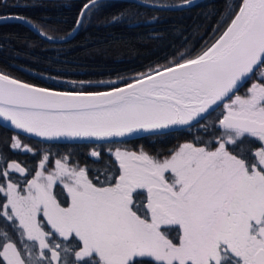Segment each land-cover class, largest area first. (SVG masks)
<instances>
[{"label":"snow or ice","instance_id":"obj_1","mask_svg":"<svg viewBox=\"0 0 264 264\" xmlns=\"http://www.w3.org/2000/svg\"><path fill=\"white\" fill-rule=\"evenodd\" d=\"M145 3L179 10L192 0ZM97 7L87 0L76 26ZM121 83L57 91L0 73V119L38 137L158 135L194 125L209 137L163 157L108 149L113 160L96 183L67 155L47 170L45 153L23 180L12 172L28 169L8 162L0 168V264H264V0H240L218 38L194 57L182 53Z\"/></svg>","mask_w":264,"mask_h":264},{"label":"trees","instance_id":"obj_2","mask_svg":"<svg viewBox=\"0 0 264 264\" xmlns=\"http://www.w3.org/2000/svg\"><path fill=\"white\" fill-rule=\"evenodd\" d=\"M86 2L0 0V16H23L46 36L61 38L72 31ZM239 2L201 0L179 10H161L129 0H101L90 19H86L76 33L63 42L45 40L21 22L6 19L0 21V72L37 86L63 91L108 89L112 81L119 86L122 79L131 81L138 73L179 60L182 53L190 57L197 55L221 34ZM113 16L119 17V22H113ZM153 17L157 19L153 20ZM82 81L85 82L83 85ZM243 91L241 88L240 93ZM220 111L217 109L212 116L201 120V125L214 120ZM13 136L17 137L21 148H11L10 138ZM196 137L205 141L209 139L203 129L194 125L191 129L182 128L120 142L47 143L0 125V155L4 157L0 159V168L14 160L28 172L22 175L13 171V179H29L45 153L50 156L48 165L67 155L70 164L87 167L94 183L103 182L104 162L112 160L105 151L107 147L143 148L150 155L163 157L180 143L193 141ZM250 143L253 150L259 147L255 140ZM24 145L32 151H25ZM93 149L100 151L99 160L90 156ZM112 174H116L115 166ZM55 191L61 192L62 187L57 185Z\"/></svg>","mask_w":264,"mask_h":264},{"label":"water","instance_id":"obj_3","mask_svg":"<svg viewBox=\"0 0 264 264\" xmlns=\"http://www.w3.org/2000/svg\"><path fill=\"white\" fill-rule=\"evenodd\" d=\"M98 1H101V0H98ZM129 1L141 4V5H144V6L152 7L150 3H145V1H142V0H129ZM199 1H201V0H192V4L197 3ZM186 7H188V6H186ZM186 7H184V8H186ZM170 10H176V9H170ZM12 17H16V16L15 15L0 16V21L6 20V19L17 20V21L21 22L22 24H24L25 26H27L28 28H30L32 31H34L41 38H43L45 40H48V41H51V42H63V41H66L69 38H71L76 33L78 28H79V26H76V24H75L74 28L70 32L71 33L70 35L68 34V35L62 37V39L61 38L48 39L47 38L48 36L41 35L40 34L41 31H39L36 27H33L31 24L25 23V21H22V20H19V19H15V18H12ZM0 73H2V72H0ZM15 79H17V78H15ZM20 81H22V80H20ZM22 82H25V81H22ZM25 83H28V82H25ZM119 86H122V85H119ZM104 90H108V89H103V90H98V91H104ZM57 91H63V90H57ZM0 125L3 126V127L8 128L9 130H11V131H13V132H15L17 134H20V135H23V136H26V137H29V138H32V139H35V140H38V141L47 142V143H107V142H120V141L129 140V139H135V138L142 137V136H145V135H150L149 133L141 132V133H133V134L127 135L125 137H107V138H100V139H98V138H68V137L51 138L50 139V138L38 137L35 134H30V133L24 132L23 130L15 129L10 124V122L3 121L2 119H0ZM170 131H175V130H162L161 133L170 132Z\"/></svg>","mask_w":264,"mask_h":264},{"label":"rangeland","instance_id":"obj_4","mask_svg":"<svg viewBox=\"0 0 264 264\" xmlns=\"http://www.w3.org/2000/svg\"><path fill=\"white\" fill-rule=\"evenodd\" d=\"M110 148L114 151L115 148H121L122 150H125L127 147H125V146H123V145H113V146H111ZM78 166H79V165H78ZM52 167H54V163H53L52 165H48V163H47V166H46L47 170H51ZM80 167H82V166H80ZM37 170H38V167H37Z\"/></svg>","mask_w":264,"mask_h":264},{"label":"flooded vegetation","instance_id":"obj_5","mask_svg":"<svg viewBox=\"0 0 264 264\" xmlns=\"http://www.w3.org/2000/svg\"><path fill=\"white\" fill-rule=\"evenodd\" d=\"M108 149H111L110 147H107V148H105V151L108 153ZM141 148H126L125 150H128V151H139ZM112 160H113V157H112ZM83 167V166H82ZM116 169V168H115ZM116 174H118V173H116ZM167 176H169V178H170V174H166ZM32 178V177H31ZM31 178H29V179H31ZM137 202H139V201H137ZM171 235H175V232H173V233H171Z\"/></svg>","mask_w":264,"mask_h":264}]
</instances>
